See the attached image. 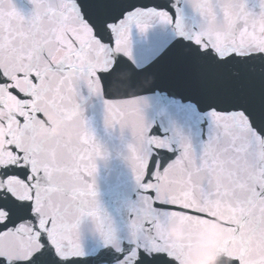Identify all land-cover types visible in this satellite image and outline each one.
<instances>
[{
  "label": "snow or ice",
  "instance_id": "snow-or-ice-1",
  "mask_svg": "<svg viewBox=\"0 0 264 264\" xmlns=\"http://www.w3.org/2000/svg\"><path fill=\"white\" fill-rule=\"evenodd\" d=\"M30 3L24 15L0 0V264H181L191 242L170 245L169 218L189 234L219 223L229 264H264V0H188L198 28L189 35L178 15L176 45L149 68L123 57L133 26L173 22L155 0ZM149 72L178 83L203 112L198 147L146 120L138 91ZM93 97L105 127L130 134L137 195L124 235L97 200L107 153L85 116ZM50 114L67 122L60 135L46 134ZM86 218L104 241L91 256L80 243Z\"/></svg>",
  "mask_w": 264,
  "mask_h": 264
},
{
  "label": "water",
  "instance_id": "water-1",
  "mask_svg": "<svg viewBox=\"0 0 264 264\" xmlns=\"http://www.w3.org/2000/svg\"><path fill=\"white\" fill-rule=\"evenodd\" d=\"M164 7L172 17L171 24L160 23L152 18L147 21L150 25L141 31L134 27L131 30L130 46L132 56L129 59L123 57L128 63L135 64L139 68L155 66L161 57L169 52L177 43L179 36L176 28V19L180 15L183 18L185 31L190 35L191 31L198 28V17L188 0H155ZM14 5L24 15L33 10L30 0H13ZM179 10V12H178ZM138 94L147 101L144 108L146 120L153 124L157 130H169L173 127L182 130L192 139L194 146H199L200 138L196 136L195 121L203 117L200 108L193 104L187 97L185 89L178 83L155 75L145 73L143 86ZM49 116L52 126L47 130V135H60L54 130L60 123L55 114ZM85 116L95 130L97 140L107 153L106 158L97 160V174L95 176V188L97 200L104 211L113 220L120 235L126 234V222L128 217V205L137 195L135 177L127 160V143L130 134L119 129H107L104 124V104L100 98H88L85 102ZM207 123L206 117L201 127ZM0 142L6 145L3 134H0ZM4 147H0L3 150ZM177 228L183 231V238L175 241L170 237L169 229ZM165 234L168 242L174 248H181L190 241V247L182 250L178 259L181 264H194L193 254L210 251L213 256V264H229L232 253L226 248L223 227L219 223H210L199 231L188 233L185 224L180 219L169 218L165 225ZM210 241H215L210 244ZM80 243L84 252L95 255L104 250V241L95 231V226L90 218H86L80 225Z\"/></svg>",
  "mask_w": 264,
  "mask_h": 264
},
{
  "label": "clouds",
  "instance_id": "clouds-1",
  "mask_svg": "<svg viewBox=\"0 0 264 264\" xmlns=\"http://www.w3.org/2000/svg\"><path fill=\"white\" fill-rule=\"evenodd\" d=\"M206 31L208 33H211V28H207ZM54 117L49 116L48 119H53ZM67 125L66 121H60V123L57 125L56 129L54 130L56 133L60 132L61 128H65ZM75 129L72 128L69 130V133L66 134L68 137H70V134L72 131H74ZM43 137V133L41 134ZM6 145H4L2 142H0V147H4ZM169 234L170 237L175 240V241H179L183 238V231L177 228H170L169 229ZM215 241H210V244H214ZM193 259H194V264H213V256L211 255L210 251H204V252H199V253H194L193 254Z\"/></svg>",
  "mask_w": 264,
  "mask_h": 264
}]
</instances>
